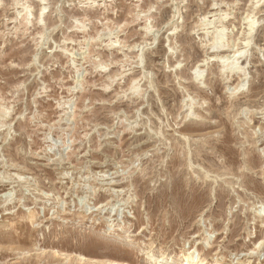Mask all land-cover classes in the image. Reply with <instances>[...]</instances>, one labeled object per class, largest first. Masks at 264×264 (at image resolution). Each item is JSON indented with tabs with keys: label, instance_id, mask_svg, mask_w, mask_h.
I'll return each mask as SVG.
<instances>
[{
	"label": "rangeland",
	"instance_id": "374dc122",
	"mask_svg": "<svg viewBox=\"0 0 264 264\" xmlns=\"http://www.w3.org/2000/svg\"><path fill=\"white\" fill-rule=\"evenodd\" d=\"M45 4L0 0V264H264V0Z\"/></svg>",
	"mask_w": 264,
	"mask_h": 264
},
{
	"label": "bare ground",
	"instance_id": "6f19581e",
	"mask_svg": "<svg viewBox=\"0 0 264 264\" xmlns=\"http://www.w3.org/2000/svg\"><path fill=\"white\" fill-rule=\"evenodd\" d=\"M38 1V3H40L41 4V7H43L42 8V10H41V14H40V22L42 21V16L44 15V13H45V10L47 9V7H45V1L46 0H37ZM25 2V1H24ZM258 2V1H257ZM18 5V4H17ZM27 9V8H26ZM25 11V10H24ZM21 15V14H20ZM30 16H33V13H32V11L30 10L29 11V13H28V16L26 17V19H27V21H29V18H30ZM210 22V21H209ZM42 23V22H41ZM249 24V23H248ZM254 23L252 22L251 23V29H253L254 28ZM252 31V30H251ZM224 32H225V30H222V31H220V33H218V35H217V37H216V40H215V42H214V46L212 47V48H214V49H216V48H218V45L219 44H221V43H223V38H224ZM249 35V34H248ZM214 37V36H213ZM248 39H250L249 37H248ZM245 40H247V38L245 39ZM247 46H248V43H247ZM222 47V46H221ZM224 47V46H223ZM243 55V52H240V51H236V54H234V56L233 57H227V59H225L224 58V60L222 61V60H220V62H222V66H223V71H225V72H230V74H233V75H237V76H240V77H242V75L244 76V75H246V73L244 72V69L242 68V66L239 64V59H241V57H243L242 56ZM201 73L199 72V73H197V78L196 79H198L199 77H201V75H200ZM244 82V80H242L241 81V83H239L238 85H237V87L235 88L236 90H240V89H242V83ZM244 84V83H243ZM192 109V108H191ZM192 111V110H191ZM194 118V117H193ZM195 123H197V122H195ZM201 123V122H200ZM199 125V124H198ZM262 129V133H261V136L259 137V141L262 143L261 145H263L264 144V128L262 127L261 128ZM260 134V133H259ZM259 136V135H258ZM219 168V167H218ZM194 255H195V251H191V252H189L188 253V256H186V262H187V264H202V261H200V260H196V259H194ZM165 260H167V258L166 257H164V258H162L161 259V262H164Z\"/></svg>",
	"mask_w": 264,
	"mask_h": 264
}]
</instances>
